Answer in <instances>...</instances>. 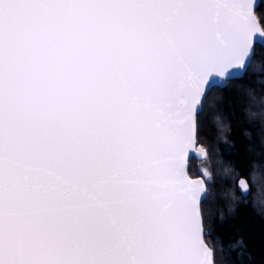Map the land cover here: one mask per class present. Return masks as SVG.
<instances>
[{
	"label": "snow or ice",
	"instance_id": "6c2138e0",
	"mask_svg": "<svg viewBox=\"0 0 264 264\" xmlns=\"http://www.w3.org/2000/svg\"><path fill=\"white\" fill-rule=\"evenodd\" d=\"M259 6L0 0V264H215L187 159L211 90L264 72Z\"/></svg>",
	"mask_w": 264,
	"mask_h": 264
},
{
	"label": "trees",
	"instance_id": "16d2710c",
	"mask_svg": "<svg viewBox=\"0 0 264 264\" xmlns=\"http://www.w3.org/2000/svg\"><path fill=\"white\" fill-rule=\"evenodd\" d=\"M257 15L264 27V0ZM257 53V60L264 64V49L258 45ZM218 118L225 128L219 127ZM198 119L199 143L208 148L213 160V179L206 181L211 195L202 207L206 231L211 233L206 239L223 249L217 252L215 263L264 264V205L257 203L264 194V72H250L245 79L229 81L227 88H213ZM202 161L190 160L193 177L204 174L198 169ZM242 180L248 183V191H242ZM238 240L244 246L229 252V245ZM240 252L245 254L242 261L237 259Z\"/></svg>",
	"mask_w": 264,
	"mask_h": 264
},
{
	"label": "water",
	"instance_id": "95a60500",
	"mask_svg": "<svg viewBox=\"0 0 264 264\" xmlns=\"http://www.w3.org/2000/svg\"><path fill=\"white\" fill-rule=\"evenodd\" d=\"M261 2H262V0H260V4H261ZM257 9H258V7L255 9V13H256L257 19L260 20V18L257 15ZM260 27H261L262 30H264V27H263L262 23H260ZM201 147H203L206 150V154H201L200 153L199 150H200ZM207 156H208V150H207V148H205L203 145L199 144V140H198V143L195 145V151L194 152H190L189 153V156H188V159H187V173H188V176H189L190 179H192V180L204 179V177H202V176L193 177L190 174V171H189V168H190V160L193 157H196L197 159L203 160V159H206ZM206 188L208 189L207 182H206ZM204 239H205V243L207 245H209L210 248H212L211 244L207 241L206 236L204 237Z\"/></svg>",
	"mask_w": 264,
	"mask_h": 264
},
{
	"label": "rangeland",
	"instance_id": "374dc122",
	"mask_svg": "<svg viewBox=\"0 0 264 264\" xmlns=\"http://www.w3.org/2000/svg\"><path fill=\"white\" fill-rule=\"evenodd\" d=\"M200 144V143H199ZM202 145V144H201ZM204 146V145H203ZM205 147V146H204ZM207 148V147H205ZM208 150V148H207ZM208 153H209V150H208ZM198 169H200L201 171H203V175L202 177H207V176H213V160L211 159V157H209V155L207 156V158L205 159V161H202V162H199L198 163ZM243 182V185H244V190L245 191H248L249 190V185L248 183L246 182V180H242Z\"/></svg>",
	"mask_w": 264,
	"mask_h": 264
}]
</instances>
